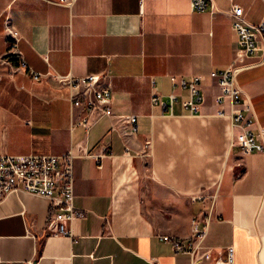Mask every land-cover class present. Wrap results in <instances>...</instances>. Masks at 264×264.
<instances>
[{
    "label": "crops",
    "instance_id": "1",
    "mask_svg": "<svg viewBox=\"0 0 264 264\" xmlns=\"http://www.w3.org/2000/svg\"><path fill=\"white\" fill-rule=\"evenodd\" d=\"M71 1L0 0V154L73 152L75 203L88 215L71 225L73 237L47 236L50 201L10 195L0 207V264H264V153H244L243 129L217 116L221 90L210 78L237 57L232 6L259 25L264 0H207L206 12H192V0ZM7 27L21 36L27 70L6 60ZM262 54L238 61L255 130L264 126ZM106 74L113 116L87 129L58 76ZM195 76L204 79L200 116L180 102L173 115L151 104L154 92L188 99L173 82ZM209 214L199 252L208 258L195 263L174 239L192 242L193 222L204 228Z\"/></svg>",
    "mask_w": 264,
    "mask_h": 264
},
{
    "label": "built area",
    "instance_id": "2",
    "mask_svg": "<svg viewBox=\"0 0 264 264\" xmlns=\"http://www.w3.org/2000/svg\"><path fill=\"white\" fill-rule=\"evenodd\" d=\"M71 0H59L60 4L70 5ZM207 0H192V12L208 11ZM212 11H216L212 6ZM231 28L238 37L239 50L232 65L226 70L212 72L210 78L221 90L216 98L219 106L217 116L229 117L233 128H242L244 137L240 141V147L246 154L264 153V126L257 125L253 104L250 98L246 97L238 85V77L245 69L238 65L241 58H252L258 51H262V63H264V21L259 25H253L245 19L244 9L239 5H233L229 11ZM10 50L6 60L17 61L16 69L27 70L28 64L19 50L21 36L18 31L7 27ZM263 42V47H261ZM5 60L0 58V64ZM36 82L41 81L42 74L30 71ZM59 82L72 91L71 102L74 108L85 110L86 117L78 124L89 129L101 119L113 116L112 102L113 90L109 76L88 75L85 77H63L58 76ZM204 79L201 76L192 77L190 80L178 79L173 83L176 90L188 91L189 98L182 100L181 97L172 93L166 97L153 93L151 104L160 106L165 112L173 115L177 103L191 117L201 115V108L205 104V96L201 86ZM155 87V80L152 81ZM228 103L230 111L227 113L223 106ZM136 131L137 118L135 116L127 119ZM100 159L103 155L94 156ZM73 152L62 156H10L0 154V207L12 194L25 193L39 196L50 201L51 213L46 228L47 236L73 237L71 225L78 220H84L87 212L78 208L75 203V160ZM212 219L209 214L206 219V226L200 228L197 221L193 222L194 237L192 242L184 243L174 239V248L178 252L190 254L193 261L206 260L208 252H204L202 243L207 236V225ZM28 235L33 236L31 229ZM169 238H166L168 240ZM200 252V253H199ZM231 256L227 263H231ZM222 263L221 260L217 261Z\"/></svg>",
    "mask_w": 264,
    "mask_h": 264
}]
</instances>
